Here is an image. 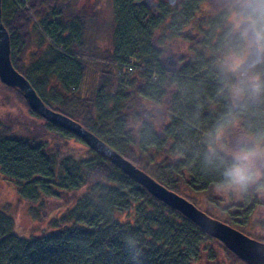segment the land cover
Instances as JSON below:
<instances>
[{
	"label": "trees",
	"instance_id": "obj_1",
	"mask_svg": "<svg viewBox=\"0 0 264 264\" xmlns=\"http://www.w3.org/2000/svg\"><path fill=\"white\" fill-rule=\"evenodd\" d=\"M139 1L1 0L13 68L49 109L77 122L194 206L181 188L225 191L219 197L224 203L214 202L226 213L222 222L263 240L241 227L264 217V178L238 190L223 175L238 139L264 144V91L236 96L238 75L226 73L220 64L236 46L227 27L230 11L197 18L205 0H177L174 5L157 0L155 12L137 6ZM105 11L112 18L113 47L100 62L112 63L115 70H99L90 98L80 100L73 91L87 65L98 61L84 47V31L104 25L98 20ZM33 46L38 52L27 56ZM168 52L179 56L177 68L163 57ZM251 76L264 81V63L254 66ZM5 88L17 92L27 106L17 89ZM142 99L158 116H140ZM29 113L41 122L42 138L8 136L7 128L0 127V179L28 204L29 216L43 222L47 234L19 237L12 217L0 210V264H220L215 247L244 264L103 156L87 147L75 154L68 144L83 145L76 136ZM203 126H210L215 136L225 132L231 144L222 151L215 144L198 149L193 128ZM47 134L63 143L50 144ZM182 148L193 152L194 167L186 174L182 169L189 168L181 163L186 158L172 162ZM258 226L264 229V222Z\"/></svg>",
	"mask_w": 264,
	"mask_h": 264
},
{
	"label": "rangeland",
	"instance_id": "obj_2",
	"mask_svg": "<svg viewBox=\"0 0 264 264\" xmlns=\"http://www.w3.org/2000/svg\"><path fill=\"white\" fill-rule=\"evenodd\" d=\"M152 4L155 5L157 8L158 1L152 0ZM155 8V9H156ZM227 9L230 11L231 8V0H205L201 6V12L200 14H197V18L199 16H214L216 15L218 10L221 9ZM156 11V10H155ZM91 12H86V15H89ZM111 16L108 14V12H102L101 17L98 21H102L104 25L100 27H86L84 31V47L90 49L97 55L98 61L96 62V65H87L85 75L83 78V81L80 85V87L76 90H74L75 98H78L80 100L82 99H89L91 96V92L93 90V83L95 78L98 75L99 70L105 69L109 71H114L115 66L112 65V63L106 62H100V60L104 61L102 57H105L107 55H110L112 50V27H111ZM227 27L230 29L231 33H233V23H232V14L230 12ZM36 38V37H34ZM34 41H36L34 39ZM186 47V45L184 46ZM233 50V48H229L226 53L223 55V59L220 62L223 69L226 71V73H232L225 69L224 65L228 58V55ZM38 52L37 48L35 46L32 47L31 53H27V56H30V54ZM173 57L176 64H179V56L173 55L172 53H165L163 54L164 58L167 57ZM35 60H33L32 64H35ZM27 61L28 57H27ZM104 65V67H103ZM3 84L0 83V127L7 128L8 136H15V137H33L38 136L42 138V134L44 133L41 128V123L38 119L33 117L29 113L28 107L24 104L23 100L20 98V96L15 92L14 90H8L5 88ZM48 88L51 87V90L58 96V97H64V94L61 93V91L58 90L54 85L52 86V83H49ZM53 88V89H52ZM50 90V89H48ZM46 92V94H49L50 91ZM68 95V94H67ZM142 105L139 104V113L140 116L144 119H150L154 115H157L156 108L154 106L149 105L145 100H141ZM54 107V104H51ZM56 107V106H55ZM158 116V115H157ZM211 127L210 126H203L202 128L194 127L193 131L196 133V142L195 146L202 150L203 146L206 145L210 147V145H214L219 150H223L226 143H229L228 137L225 134V132H219L215 135L211 133ZM6 131V132H7ZM47 141L50 144H54L55 142L57 144H62L63 141L58 139L52 134H47L45 136ZM231 144V143H229ZM78 144L74 142H70L68 144L69 148L74 150L75 154H83L86 152L85 145ZM232 147L235 146V143L231 145ZM257 146H264V144L259 143ZM183 153H180V155H177V158H175L174 161H183L185 166H187L189 169L184 170L182 169V172L189 173L191 170V167H194V159H193V152L191 148H182ZM175 156V155H174ZM174 156H172L174 158ZM171 157V156H170ZM171 157V158H172ZM161 158H158V161H160ZM190 160V163L188 161ZM187 163V165H186ZM182 193L187 196L189 199L193 200L195 202L196 208H198L200 211L207 213L211 216V218L216 219L218 221H221L225 218L226 213L222 212L220 206H216L214 202L224 203L222 202L225 200L224 198H219L222 194L224 195L225 191L221 192V190L218 189H211L207 192H197L194 190H190L188 188H181ZM0 210L4 211L6 214H8L13 219L14 223V232L16 235L22 238L27 237H39L42 235L47 234V229L43 222L34 221L28 213V204L22 200H19L17 197L15 191L10 187L9 184L6 183L3 179H0ZM230 211V210H229ZM232 212V210L230 211ZM261 219V220H260ZM263 219V220H262ZM258 222H264V217H261L259 219H254L252 221V224L249 226L241 227L244 231L248 232L251 236H258L263 240H257L260 242H264V229H261L258 226ZM223 223V222H222ZM230 226V225H228ZM233 228V227H232ZM235 229V228H234ZM237 230V229H236ZM240 232V231H239ZM252 238V237H251ZM253 239V238H252ZM256 240V239H255ZM214 251L216 252L220 264H237L234 263V261L231 259L230 256H228L224 251L220 250L218 247H215Z\"/></svg>",
	"mask_w": 264,
	"mask_h": 264
},
{
	"label": "water",
	"instance_id": "obj_3",
	"mask_svg": "<svg viewBox=\"0 0 264 264\" xmlns=\"http://www.w3.org/2000/svg\"><path fill=\"white\" fill-rule=\"evenodd\" d=\"M169 5L177 0H166ZM137 6L143 5L155 12L152 0H141ZM169 65L174 67L173 57H167ZM251 63V58L245 62V68ZM259 64V63H258ZM256 64V65H258ZM255 65V66H256ZM0 83L6 87L17 89L25 100L28 108L38 114L44 121L76 136L88 149L106 158L110 164L143 187L153 198L193 223L208 237L220 242L230 253L244 264H264V242L252 239L238 230L211 218L200 211L186 199L166 189L146 173L135 167L117 152L99 140L95 135L85 130L77 122L49 109L38 97L29 82L20 75L10 61L9 37L1 22L0 0Z\"/></svg>",
	"mask_w": 264,
	"mask_h": 264
},
{
	"label": "clouds",
	"instance_id": "obj_4",
	"mask_svg": "<svg viewBox=\"0 0 264 264\" xmlns=\"http://www.w3.org/2000/svg\"><path fill=\"white\" fill-rule=\"evenodd\" d=\"M233 33L236 46L228 55L225 69L238 75L234 94L258 95L264 91V81L254 79L251 69L264 63V0H231ZM251 63L245 68V62ZM231 162L223 175L228 184L238 190L264 178V146H257L250 137L237 140L229 153Z\"/></svg>",
	"mask_w": 264,
	"mask_h": 264
},
{
	"label": "flooded vegetation",
	"instance_id": "obj_5",
	"mask_svg": "<svg viewBox=\"0 0 264 264\" xmlns=\"http://www.w3.org/2000/svg\"><path fill=\"white\" fill-rule=\"evenodd\" d=\"M178 63L176 64V62H175V65H174V67H172V68H177L178 67Z\"/></svg>",
	"mask_w": 264,
	"mask_h": 264
},
{
	"label": "built area",
	"instance_id": "obj_6",
	"mask_svg": "<svg viewBox=\"0 0 264 264\" xmlns=\"http://www.w3.org/2000/svg\"><path fill=\"white\" fill-rule=\"evenodd\" d=\"M130 70V69H129Z\"/></svg>",
	"mask_w": 264,
	"mask_h": 264
}]
</instances>
